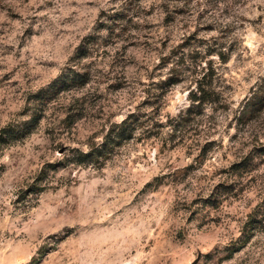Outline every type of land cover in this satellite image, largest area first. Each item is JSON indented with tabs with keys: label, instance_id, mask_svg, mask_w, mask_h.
<instances>
[{
	"label": "rangeland",
	"instance_id": "1",
	"mask_svg": "<svg viewBox=\"0 0 264 264\" xmlns=\"http://www.w3.org/2000/svg\"><path fill=\"white\" fill-rule=\"evenodd\" d=\"M263 79L264 0H0V264H264Z\"/></svg>",
	"mask_w": 264,
	"mask_h": 264
},
{
	"label": "trees",
	"instance_id": "2",
	"mask_svg": "<svg viewBox=\"0 0 264 264\" xmlns=\"http://www.w3.org/2000/svg\"><path fill=\"white\" fill-rule=\"evenodd\" d=\"M169 1H166L167 4ZM165 4V3H164ZM166 8V7H165ZM217 57H220L223 62H226L228 59L223 57L221 54H216ZM212 71H207L203 73L200 78L195 81L194 93L192 92L189 100L194 105L197 106L203 105L206 102H212L213 92L209 89L208 85L203 84L204 81L211 82ZM88 82V73L79 72L73 69H69L67 72L62 73L53 83L48 87L49 90H41L40 93L43 95L41 99H47L49 96L58 94L61 92H68L73 89L83 88ZM167 87L171 88L175 86L178 81L167 79ZM262 85L264 86V79L262 80ZM259 87L251 96V100L258 97V100L261 101L264 98V91ZM255 96V97H254ZM38 98V97H37ZM248 100L247 102L251 101ZM42 119V115L36 116L31 124L29 122H24L18 129L9 130L4 132L5 138L8 140L10 138H16L12 140H19L29 134L32 128L37 125ZM32 126V127H31ZM140 126L137 116L133 112L128 113L120 122L113 123L110 128L106 131L102 137L100 143H91L87 145L86 150H75V157L73 162L79 165H89L91 163L96 164L101 161L107 160L115 147L120 146L122 143L130 141L134 138L137 128ZM31 128V129H30ZM15 136V137H14Z\"/></svg>",
	"mask_w": 264,
	"mask_h": 264
}]
</instances>
